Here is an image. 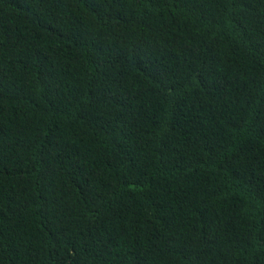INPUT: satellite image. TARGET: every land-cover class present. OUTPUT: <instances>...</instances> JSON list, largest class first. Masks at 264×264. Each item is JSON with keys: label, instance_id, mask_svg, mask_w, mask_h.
<instances>
[{"label": "trees", "instance_id": "obj_1", "mask_svg": "<svg viewBox=\"0 0 264 264\" xmlns=\"http://www.w3.org/2000/svg\"><path fill=\"white\" fill-rule=\"evenodd\" d=\"M0 264H264V0H0Z\"/></svg>", "mask_w": 264, "mask_h": 264}]
</instances>
